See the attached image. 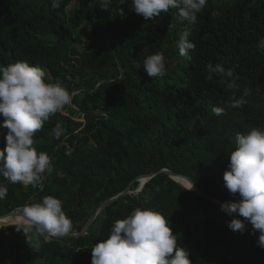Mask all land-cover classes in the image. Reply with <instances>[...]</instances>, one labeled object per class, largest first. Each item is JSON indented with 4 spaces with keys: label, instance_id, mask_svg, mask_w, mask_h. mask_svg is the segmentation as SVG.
<instances>
[{
    "label": "trees",
    "instance_id": "obj_1",
    "mask_svg": "<svg viewBox=\"0 0 264 264\" xmlns=\"http://www.w3.org/2000/svg\"><path fill=\"white\" fill-rule=\"evenodd\" d=\"M160 169L264 212V0H0V216L79 232ZM101 215L76 238L2 226L0 264H264L249 203L163 173Z\"/></svg>",
    "mask_w": 264,
    "mask_h": 264
},
{
    "label": "water",
    "instance_id": "obj_2",
    "mask_svg": "<svg viewBox=\"0 0 264 264\" xmlns=\"http://www.w3.org/2000/svg\"><path fill=\"white\" fill-rule=\"evenodd\" d=\"M44 167V164H42V168ZM159 173H163L168 175V177L170 179H172L173 181L177 182L178 184H180L181 186H183L184 188L193 191L195 193H197L198 195L206 198L210 203H212V205H214L217 209H219L220 211L224 212V213H229V215L234 214L237 209L240 207V205L242 203H249L253 209L254 212L261 216L258 220H264V212H261L258 208V206L249 198L244 197L240 202L236 203V204H223L221 201L216 200L214 198H212L210 195H208L207 193L203 192L200 188H198L197 186H195L193 184V182L184 175L178 174L176 172H173L169 169H160L156 172H150L147 174H143L138 176L134 181H138L139 185L138 187L134 190L131 191L130 190V186L132 184V182L119 194H117L116 196L102 202L96 209L95 211L90 215V217L88 218V220L86 221V223L83 225L82 229L79 232H75V233H67V232H61L58 231L56 229H54L53 227H51L49 224H47L42 218L33 215V214H27V213H23L21 212V209L9 212L7 214L1 215L0 216V227L2 226H9L7 224L3 223V220L9 219L10 217L14 218L17 215H20L22 217H25L26 219H28V225H32V226H36L37 228H39L41 231L44 232L45 235H47L49 238L50 237H56V238H76L78 236L81 235H85L88 231V228L91 226V224L93 223V221L97 218V216H100L102 211L110 204L114 203L115 201H117L118 199H120L121 197H124L128 194H132V193H138L142 190L144 184L151 179L154 175L159 174ZM175 177H179L182 179H185L189 184V186L183 185L180 182H178ZM142 181V183H141ZM227 207H229V209H226ZM104 218V215H102V219ZM48 238V239H49Z\"/></svg>",
    "mask_w": 264,
    "mask_h": 264
},
{
    "label": "rangeland",
    "instance_id": "obj_3",
    "mask_svg": "<svg viewBox=\"0 0 264 264\" xmlns=\"http://www.w3.org/2000/svg\"><path fill=\"white\" fill-rule=\"evenodd\" d=\"M74 8H75V3L72 2L69 5V7L67 8V11L70 13V12H72L74 10ZM90 30H91V25H90L89 22H83L78 27L77 32H78L79 38H80L79 41H78V46H77L78 49L82 50V48L84 47V45L91 43L92 39L90 37ZM57 95H58V93H52L51 94V98H52L55 106L58 109H60L64 114H66L67 113V110L65 108H62L61 103H60V98ZM74 118L75 119H79L80 121H83L82 117L78 118L77 115H75ZM42 164H44V163H42ZM32 165H33V162L29 160L28 163H27V165L20 170V173L22 175V178H23L24 182H26V183L29 182L31 180V178H32ZM26 168H30V170H31L30 173H25V169ZM138 185H139V182H138ZM138 185H137V187H138ZM133 194H135V193H133ZM210 215H211V217H214L215 218L216 226H218L219 223H220V219H218L217 213L214 210H212L211 213H210ZM254 220H257V218H255ZM101 221H102V215L97 216V218L91 224V225H93L95 231L96 230H99ZM203 221H204V217H203V215L201 213L195 214L193 216L192 222L190 223V228L192 230H194V231L197 230L198 227H199V224L202 223ZM9 226H14V225H9ZM20 226H32V225H19V226H15V227H20ZM48 238L49 237L47 235H45V239L47 240Z\"/></svg>",
    "mask_w": 264,
    "mask_h": 264
},
{
    "label": "bare ground",
    "instance_id": "obj_4",
    "mask_svg": "<svg viewBox=\"0 0 264 264\" xmlns=\"http://www.w3.org/2000/svg\"><path fill=\"white\" fill-rule=\"evenodd\" d=\"M175 179L178 182H180L181 184L190 187V184L185 179H182V178H179V177H175ZM141 183H142V181H141ZM226 209H229V207H227ZM28 222H29L28 219H26L25 217H22L20 215H17L14 218L10 217L9 219L3 220L4 224L14 225V226H16V225H28Z\"/></svg>",
    "mask_w": 264,
    "mask_h": 264
},
{
    "label": "clouds",
    "instance_id": "obj_5",
    "mask_svg": "<svg viewBox=\"0 0 264 264\" xmlns=\"http://www.w3.org/2000/svg\"><path fill=\"white\" fill-rule=\"evenodd\" d=\"M255 218H257V217H255ZM255 218H254V219H255ZM258 219H259V218H257V220H258ZM257 220H256V221H257Z\"/></svg>",
    "mask_w": 264,
    "mask_h": 264
}]
</instances>
